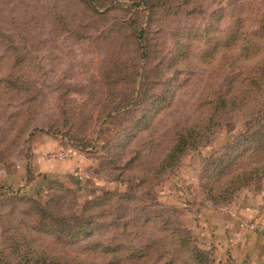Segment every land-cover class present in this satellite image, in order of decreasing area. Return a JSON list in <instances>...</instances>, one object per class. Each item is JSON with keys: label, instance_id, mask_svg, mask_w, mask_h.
I'll return each instance as SVG.
<instances>
[{"label": "rangeland", "instance_id": "1", "mask_svg": "<svg viewBox=\"0 0 264 264\" xmlns=\"http://www.w3.org/2000/svg\"><path fill=\"white\" fill-rule=\"evenodd\" d=\"M107 4L0 0V188L10 187L9 173L31 168L37 137L57 145L44 154L49 159L77 157L82 177L90 172L81 169V159L106 150L118 158V167L135 158L133 168L151 169L180 134L212 116L219 119L209 134L217 137L194 143L174 174L144 179L129 198L55 186L34 198L10 187L48 204L52 215L64 220L60 226L48 222L54 235L29 227L37 215L32 199L1 191L0 249L19 227L34 246L63 260L60 264H215L213 252L197 249V235L185 221L190 199L174 206L161 194L165 180L187 165L206 164L225 143L235 152L245 146L240 163L264 157V0ZM231 94L240 97L238 104L215 113L218 98L229 100ZM118 105L122 109L113 112ZM252 133L261 139L239 141ZM116 134L117 139L130 135L124 154L95 147L101 137L109 141ZM204 148L209 151H200ZM7 247L2 257L16 262L17 254Z\"/></svg>", "mask_w": 264, "mask_h": 264}, {"label": "crops", "instance_id": "2", "mask_svg": "<svg viewBox=\"0 0 264 264\" xmlns=\"http://www.w3.org/2000/svg\"><path fill=\"white\" fill-rule=\"evenodd\" d=\"M41 140L37 137L33 144L35 161L30 168L34 175L31 182L27 184V168L19 167L16 173H9L7 186L22 188L21 192L34 198L42 197L50 185L71 187L81 193L89 190L88 195L93 196L116 189L117 185L110 183L103 174L100 156L81 159V166H84L81 169L90 172L88 177H82L76 168L77 157L69 161L49 159L44 154L57 145L51 138ZM99 140V148L108 141L104 137ZM200 166L187 165L165 180L161 200L179 206L184 198L190 199L192 207L189 205L185 221L194 229L200 247L213 252L215 264H264V181L240 190L230 204L214 207L205 201L200 188ZM244 222H254L258 228L252 231L242 225Z\"/></svg>", "mask_w": 264, "mask_h": 264}, {"label": "trees", "instance_id": "3", "mask_svg": "<svg viewBox=\"0 0 264 264\" xmlns=\"http://www.w3.org/2000/svg\"><path fill=\"white\" fill-rule=\"evenodd\" d=\"M89 3V5L93 6V2H97L99 5H109L115 3L117 0H84ZM110 1V2H107ZM85 4V3H84ZM86 5V4H85ZM143 35L142 32L139 33L136 37L138 42V46L141 47L143 43ZM257 48V44L254 45ZM254 48V49H256ZM143 57L147 56L146 53H142ZM218 100L221 101V105L218 107H214L215 113L218 110L225 108L229 104L236 105L238 104V100H240L239 96L230 95L229 100L224 97H219ZM122 108L121 106H115L113 108V112H118ZM216 116L209 117L207 120L205 119L200 126H193L191 130H186L183 134H180L177 142L175 145L169 147L167 153L164 155L162 159H158L155 163L150 167L151 169H141V168H133V164L135 162V158H131L128 162L126 161L123 167L119 166L115 156L110 157L108 154L110 153L109 150H106L107 154L100 156L101 158V169L107 175V180L110 183H114L118 186L124 187L123 190H106L102 192L101 197H109L111 194H123L121 199L124 197H130L131 191H133L134 187L139 185L141 181L145 180L149 181H156L162 177L169 176L170 174H174L178 168V161L183 156V154L193 147V144L196 142L202 141L203 143H209L212 139L217 137V133H210L212 125L217 124L215 122ZM219 119V118H218ZM218 119L216 121H218ZM142 122V120H140ZM219 126V125H218ZM119 132V131H118ZM119 134V133H118ZM116 134L113 136V139L109 140L108 142L104 143L102 146L106 149H115L116 155L120 156L124 154L121 149H124L127 145L128 140L130 139V135L126 134L122 137V139H117ZM242 135V134H241ZM258 133L252 134H243V138L239 139L245 140L250 142H258L261 137ZM117 139V140H116ZM263 140V138H262ZM237 141V143H240ZM98 142V141H97ZM251 142V143H252ZM230 144V143H229ZM225 143L223 146V151L220 153L209 154L205 159L206 164L201 165V171L199 173L200 177V188L205 196V201L214 207H223L230 204L236 197L237 193L247 188L248 186L264 181V157L253 155L251 158L248 157L247 162L240 163V159H242V155H240L239 151H242L244 148L237 150L236 152L230 148V145ZM249 145V144H247ZM101 146V147H102ZM240 146V145H239ZM86 146H83L85 148ZM95 147L98 148V143L95 144ZM102 147V148H103ZM204 147V146H203ZM243 147V146H242ZM104 148V149H105ZM99 149V148H98ZM230 149V150H229ZM207 150V148L201 149L200 151ZM112 151V150H110ZM120 159V158H119ZM250 160V161H249ZM204 168V169H203ZM29 179L28 182L32 180L33 172L31 171L30 167L27 168ZM118 170V173L115 171ZM115 173V174H114ZM53 186L58 188L60 191H67L73 188L59 186V185H50L47 188L51 189ZM9 189V190H8ZM8 190L16 198H28L32 199L34 202L33 209L37 214L36 217H33L31 220L35 223V226H29L33 232L42 233L43 231L47 230L48 233L51 235L55 232L50 230L48 227V222L52 224H59L62 225L64 220L55 217L52 215L51 211L48 209V204L43 205L40 204L39 201L35 200L34 198L28 197L20 192H15L10 187H1V191ZM46 191V192H47ZM1 195V194H0ZM22 196V197H20ZM164 204V203H163ZM77 223L80 222L78 218H76ZM23 224V222H21ZM50 230V232H49ZM58 231V230H57ZM62 233V231H60ZM14 237L10 238V235L5 238L4 244L2 243V247L0 249V264H60L63 263V260L54 258L51 253L44 247L41 246H34L36 241L32 237L29 236L27 233L20 230L19 227H14ZM4 246H8L10 250H13L15 254H17L16 262H7L2 256L4 253ZM7 247V249H8ZM197 249L200 251L201 254L204 253H211L210 250L202 249L201 247L197 246ZM26 251H29L28 253ZM24 253V254H22ZM206 256V255H205ZM212 261V260H211Z\"/></svg>", "mask_w": 264, "mask_h": 264}, {"label": "built area", "instance_id": "4", "mask_svg": "<svg viewBox=\"0 0 264 264\" xmlns=\"http://www.w3.org/2000/svg\"><path fill=\"white\" fill-rule=\"evenodd\" d=\"M242 225L252 231H255L258 228V225L254 222H244Z\"/></svg>", "mask_w": 264, "mask_h": 264}]
</instances>
